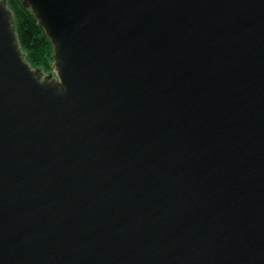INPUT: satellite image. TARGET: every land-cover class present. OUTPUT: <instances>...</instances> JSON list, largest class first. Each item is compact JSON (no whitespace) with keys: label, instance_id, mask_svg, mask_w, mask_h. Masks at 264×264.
Wrapping results in <instances>:
<instances>
[{"label":"water","instance_id":"water-1","mask_svg":"<svg viewBox=\"0 0 264 264\" xmlns=\"http://www.w3.org/2000/svg\"><path fill=\"white\" fill-rule=\"evenodd\" d=\"M0 0V264H264V0Z\"/></svg>","mask_w":264,"mask_h":264},{"label":"trees","instance_id":"trees-1","mask_svg":"<svg viewBox=\"0 0 264 264\" xmlns=\"http://www.w3.org/2000/svg\"><path fill=\"white\" fill-rule=\"evenodd\" d=\"M12 12V20L19 46L25 60L32 68L50 73L53 68V46L30 9L21 0H6Z\"/></svg>","mask_w":264,"mask_h":264},{"label":"rangeland","instance_id":"rangeland-1","mask_svg":"<svg viewBox=\"0 0 264 264\" xmlns=\"http://www.w3.org/2000/svg\"><path fill=\"white\" fill-rule=\"evenodd\" d=\"M44 74H52V76L55 77V71H54V69L50 73H44Z\"/></svg>","mask_w":264,"mask_h":264}]
</instances>
